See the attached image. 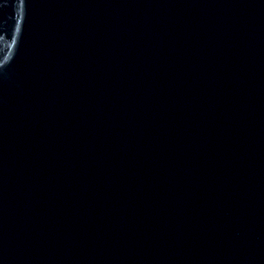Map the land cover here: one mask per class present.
Segmentation results:
<instances>
[{
	"label": "water",
	"instance_id": "95a60500",
	"mask_svg": "<svg viewBox=\"0 0 264 264\" xmlns=\"http://www.w3.org/2000/svg\"><path fill=\"white\" fill-rule=\"evenodd\" d=\"M0 264H264V0H0Z\"/></svg>",
	"mask_w": 264,
	"mask_h": 264
}]
</instances>
